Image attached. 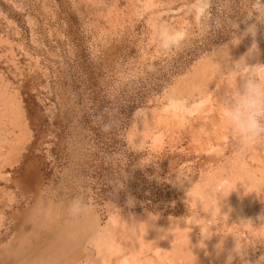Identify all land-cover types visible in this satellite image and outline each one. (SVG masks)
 <instances>
[{"label":"rangeland","instance_id":"rangeland-1","mask_svg":"<svg viewBox=\"0 0 264 264\" xmlns=\"http://www.w3.org/2000/svg\"><path fill=\"white\" fill-rule=\"evenodd\" d=\"M192 2L0 0V264L264 257V143L241 149L219 105L235 84L220 65L255 44L248 63L264 66V25L245 35L251 0H212L200 23ZM154 22L183 44L162 52ZM164 89L192 114L165 111ZM76 196L91 216L66 214Z\"/></svg>","mask_w":264,"mask_h":264},{"label":"clouds","instance_id":"clouds-1","mask_svg":"<svg viewBox=\"0 0 264 264\" xmlns=\"http://www.w3.org/2000/svg\"><path fill=\"white\" fill-rule=\"evenodd\" d=\"M212 0H193L190 11L193 13L197 23L211 19ZM249 19L255 16L256 23L249 25L245 35L255 38L257 24L264 25V0H251L247 10ZM218 28L222 26L220 19H216ZM153 38L158 48L168 53L179 48L187 37L186 31L177 29L165 22H154L149 25ZM256 51L253 44L248 56ZM248 56L231 62V68L225 72L220 65V75H234V86L225 88L224 94L219 99L221 114L229 126L235 142L241 149H247L257 144L264 143V66H252L248 63ZM166 99L164 110L177 115L183 119L192 114L196 105L191 104L187 99L167 95V89L162 92ZM107 111V110H106ZM103 124L102 130L109 131L113 121L104 122L103 115L96 118ZM186 178L177 176L176 183L180 186ZM111 183L116 189L123 187L119 176L114 177ZM66 214L72 219L89 217L94 212L92 200L83 196H76L69 200L65 206ZM258 219L264 223V212ZM229 257L228 264H231ZM257 264H264V257H261Z\"/></svg>","mask_w":264,"mask_h":264}]
</instances>
